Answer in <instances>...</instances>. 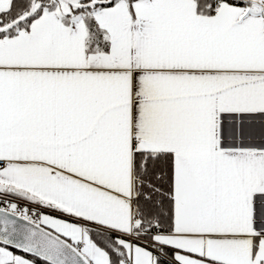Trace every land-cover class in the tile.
Wrapping results in <instances>:
<instances>
[{"label": "snow or ice", "instance_id": "obj_1", "mask_svg": "<svg viewBox=\"0 0 264 264\" xmlns=\"http://www.w3.org/2000/svg\"><path fill=\"white\" fill-rule=\"evenodd\" d=\"M0 264H264V0H0Z\"/></svg>", "mask_w": 264, "mask_h": 264}]
</instances>
